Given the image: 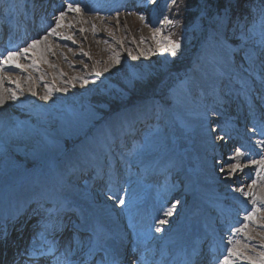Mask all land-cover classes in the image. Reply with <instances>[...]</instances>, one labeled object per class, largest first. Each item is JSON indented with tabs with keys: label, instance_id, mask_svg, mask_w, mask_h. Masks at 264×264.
<instances>
[{
	"label": "rangeland",
	"instance_id": "obj_1",
	"mask_svg": "<svg viewBox=\"0 0 264 264\" xmlns=\"http://www.w3.org/2000/svg\"><path fill=\"white\" fill-rule=\"evenodd\" d=\"M168 3V10L166 11L167 15L170 16V12L171 9L174 7L175 3H173V0H166ZM193 2V0H191ZM203 1V0H202ZM221 0H212V10L211 13L207 14L206 10H207V6L205 7V9L203 10V12L199 15L198 19H196L193 22V10L195 9L193 6H191V4L188 2H186V0H184V4L182 5L184 10L187 12L186 16L189 17L188 19L192 18L190 20V23L192 24V26L186 30V38L188 43H193L196 44V53L199 56L197 58V64L193 66V68L188 72L187 76L189 78V80H187L184 84H182L183 82H181V84H179L173 91V98H174V105L173 107L169 110L166 111V117L164 118V123L166 124V126H164V123H160V126L162 127V132L159 130V126L154 128L156 131L154 132V134H150L147 136L146 140L154 138L156 139L160 144V146L163 147V149L166 148V152L167 154H171V155H176V150H178V162L179 164H181L182 166L186 167L188 170V175H190L191 177H195L194 174L197 173L198 168H199V164L197 162L194 163L193 162V158L195 159V156L193 154H191V152L188 150V141L189 139H191L193 132H194V128H197V126L199 125L201 128L202 132H206L209 123H207V120H202L201 124H199L198 122L194 121L192 119H185L184 117H180L181 121L180 122L177 118V116H173L177 114L178 108L176 107V104L179 102V99L184 95L187 99L188 96L191 98V103L194 104H198L199 102L196 100L195 102H193L196 98V96L193 94H190V92L192 91V88L189 87V83H190V75L191 74H195V72H197L198 67L197 65L200 64L201 61V55H202V49H204L205 47V43H206V39L210 38L214 36L215 31V27H214V23L215 26L217 25L216 22L219 20H224L227 19L228 17H230L229 13H224V9L225 6L221 5L220 2ZM233 1L236 0H224V2H228L229 4H231ZM175 2L177 3V0H175ZM183 2V0H182ZM204 2V1H203ZM217 4H219V7L221 8L219 11H221L220 13H215ZM202 5V3H201ZM189 8H191L189 10ZM211 9V8H210ZM170 19L165 20L166 23V33L164 34V40L166 42V38L171 36L172 34L175 33V30L172 29L171 30V26H174L173 23H169ZM211 20V22H210ZM119 23H122L124 25H121V27H119ZM136 22L135 19L129 20L127 23L123 22L122 20L116 21L113 24H115V28L111 27L110 25L106 26V32L105 34L110 35L113 34L114 31H116L118 40H116L117 44L120 46V49L122 51V58L121 63L118 65H114L111 67H104L103 69L101 67V69H97V71L94 69L96 66V63H92L91 58L96 55L98 56L100 51V46L97 43V47L92 46L91 44L88 43L89 37H87V40L84 39L85 35H84V30L81 31V29H83L84 27L82 26H78L76 27V31H78L80 33V35L83 37H81L82 42L84 41V44L86 43L85 47L81 49L82 54L87 53V55H84V61L81 62H74L75 63V67L74 68H80L81 71H83V76H78V75H71V78H67L66 76V82H65V93L68 95V97L70 98V100L74 103V108H70V107H62L61 110L59 112H54L52 113L49 109L48 106L45 105V103L41 102L39 104H41L39 106V104H37V106H35V108L33 109V111L35 112H41L45 115H47L49 118L48 119H53L55 121H57V117L58 116H62V112H71L72 114H77L79 117H81V119L83 118L84 121H87L89 119H91L93 117V119H98L100 118L102 115L101 112L102 111H106L109 106V102H113V101H124L127 99L128 96H130V94L132 92H134V89H139L141 84L143 87L147 84V87H149V82L153 79L154 81H156V78L160 75V74H165L166 71H168L170 69V67H172V65L174 64L175 60L174 57L178 54V53H182L183 51L187 52L188 50L184 49V46L181 44V47L179 49V51L177 52V54L175 56H172L170 54V52L168 51L167 53H161L159 51H154V55H152V58L149 59V61L147 62V64H144V58L141 55V48H139L138 45L133 44L132 46V52L135 56V59L133 60V58L130 60V57H128V53L130 52V49H128L127 44L126 43H121L122 41L120 40V38H123V32L126 29H131L132 25H134ZM208 23H209V27H208ZM212 26H211V24ZM190 24V25H191ZM90 29H97V31H99V27L97 26H91L89 27ZM214 30V32L212 31ZM59 31V30H58ZM60 35H62L59 32ZM240 33V32H239ZM235 34H229V38L234 40L237 36H235ZM182 39L184 40V37L179 38V40ZM62 40V39H59ZM74 40V39H73ZM73 40H62L64 42L67 43H71V44H77L80 46V43L82 44V42H76L73 43ZM121 41V42H119ZM46 46H49L50 44H48V42L46 41ZM167 45V42H166ZM106 44H103V48H105ZM75 48L70 49V51L74 52ZM129 50V51H127ZM79 51V50H78ZM74 52V55L78 52ZM36 53V54H35ZM30 57L25 59V65L28 68H32V70L36 71L37 74L40 77H37L36 79L40 78L42 81L45 82L44 87L47 90L48 85L47 84V80L44 79L42 76L44 74H48L50 76V70L47 71L46 69V58H43L42 55H40V53L38 52H29L28 53ZM185 54V53H182ZM77 55V54H76ZM139 55V56H138ZM129 60V61H128ZM35 61V64H33V62ZM71 61V60H70ZM69 61V62H70ZM134 62H137L138 64V68H132L135 65ZM91 63V64H90ZM21 65L24 66V64L20 63ZM49 64L52 65V63L50 62ZM71 64V63H70ZM177 64H179L177 62ZM73 68V67H72ZM111 68L112 71H111ZM103 71V75L100 74L99 72ZM21 75H29L28 71L25 69L24 66V70L21 71ZM92 74L94 76V79L89 78V75L87 74ZM97 73H99V75H97ZM87 74V75H86ZM86 75V76H85ZM30 80V79H28ZM148 82H144V81ZM31 82L34 81V79L32 78L30 80ZM141 86V87H142ZM142 90H145L144 88H142ZM49 91L55 92L57 94V89H51ZM60 95H64L62 93H60ZM193 96V97H192ZM63 103L62 100L60 99H52V97L50 99H48L47 104H56V103ZM122 104V103H121ZM77 108H80L81 110H75ZM163 108V107H162ZM168 110V109H167ZM179 112V111H178ZM70 113V114H71ZM48 114H53L52 116H49ZM69 114V115H70ZM71 114V115H72ZM180 114V113H179ZM44 115V116H45ZM136 116H138V113L135 114ZM15 119V118H14ZM87 119V120H86ZM87 123V122H86ZM182 123V125L180 124ZM198 123V124H197ZM26 126H30V130L28 131V134H21L19 136L20 131H18L16 133L15 129L13 128V130L11 129L9 131V133L7 134L8 137L5 135V139L8 140V142H10V155H11V159L12 161L9 162V165L13 163H15L14 161L17 160L16 158L18 157H24L26 159H29L30 161H40L42 160L43 157L46 155V152H44L43 154L39 155V152L42 151H46L47 148L51 149L53 148V151L51 152L52 154L58 153L60 151V149L62 148V144L64 143L63 141L67 140L68 138H71L75 132H70L65 134L64 136H60V133L58 134V136H60L59 138H56V135L53 136V134L55 133V131L57 132L58 130H61L60 127H67V124H58L57 126H52L53 130H47L45 135L35 129H32L33 124L31 126V123L25 122ZM90 124V123H89ZM86 124L84 126H81L77 133L82 131V133L79 134V136L77 138H81L80 140H82L85 136V130L87 129L88 125ZM164 126V127H163ZM155 127V126H154ZM179 127L183 128L184 130H180ZM170 128H177L178 133L174 130ZM21 130V129H18ZM13 131V132H11ZM195 133V132H194ZM57 134V133H56ZM76 134V133H75ZM74 134V136H75ZM185 135V136H184ZM5 139L3 140V142H5ZM185 140V142H182L183 140ZM193 140V137H192ZM161 149L160 147L157 148L158 152L161 153L163 155L164 154V150ZM180 149H187L184 152L180 153ZM193 150V149H192ZM42 153V152H41ZM51 154V155H52ZM39 155V156H38ZM214 164L212 165V167L214 168ZM6 165V164H5ZM22 165V164H21ZM220 166V165H219ZM5 169V166H4ZM216 172V171H214ZM219 172V171H218ZM193 174V175H192ZM226 175V174H223ZM180 206H182V204H180ZM180 211V208H175L174 213H173V217L171 222L173 223L174 221V217H176L177 213ZM256 240H258L260 243H264L263 241H261L260 239H258L257 237H254Z\"/></svg>",
	"mask_w": 264,
	"mask_h": 264
},
{
	"label": "bare ground",
	"instance_id": "obj_2",
	"mask_svg": "<svg viewBox=\"0 0 264 264\" xmlns=\"http://www.w3.org/2000/svg\"><path fill=\"white\" fill-rule=\"evenodd\" d=\"M107 3L110 2V0H105ZM260 2L255 3L254 5H249V7L246 9L245 2L246 3H252L251 0H236L233 1L231 4L228 2H224V0H221V5L225 6V9L230 11V12H237V13H254L256 10L260 8V11L258 13H261L264 11V0H260ZM163 7L156 13L155 18L156 19H149L148 15L144 11H133L136 14V16L130 14L127 17H125L122 21L127 23L129 20L135 19L137 23L132 25L131 29H126L123 32V38H120L119 41L122 44L126 43L128 49H130V52L128 53V57H130V60L133 58L135 59V56L132 52V46L133 44H136L141 48V55L144 58V64H147L149 59L152 58V55H154V51H159L161 53H167L168 52V45H166V42L164 40V34L166 33V23L164 18H165V3L162 4ZM221 9V8H220ZM246 9V10H245ZM107 9L106 11H108ZM255 10V11H254ZM142 12V13H141ZM87 16L80 15L82 19L77 18L76 13H68L69 17L65 18L63 20V26L60 27L58 30L61 33H64V35L69 34L70 36L74 37L78 42H82L81 37L78 35L77 32L74 31V27H77L79 21L82 22L83 19L86 20L85 25L90 26V25H95L99 27V31L97 29L89 30L86 28L85 31V37H89L88 43L91 44L94 47H97V43L100 46V53L98 56L94 55L91 58L92 63L95 64V70L97 69H103L104 67H111L114 65H118L121 63V58H122V51L120 49V46L117 44L116 40H118L116 31L113 32V34L107 35L105 34L106 32V26L110 25L113 28H115V25L112 24L113 21L110 19H106L105 17H93V10L92 8H88L86 10ZM98 13H103L101 10L98 11ZM106 13H111L106 12ZM123 15V14H121ZM239 21L236 20V18L232 17V20H219L216 22V27H218V31L221 32V35L223 38L226 37L227 31L229 28L235 27L238 25ZM121 25H124L121 23ZM119 24V27H121ZM109 27V26H108ZM122 28V27H121ZM155 37V38H154ZM49 39L51 40L52 46L50 47L51 51H49V47H45L44 44H42L39 48L38 53L42 55L43 58H46V69L47 71L51 69L50 71V76H48V79L51 81L52 86H54L58 90L59 95L55 93L48 92L45 90L40 82L38 81L35 84L31 83V88H33L32 93L35 92V95H33L31 92H20L15 89L16 84H19L21 88H23L25 85H29L27 82V79L22 80L20 78V75L18 74L19 71L12 70L13 76H11V80L13 85L8 87V89L5 88V85L7 84V80L5 79V76L0 75V80H2V84H0V98L3 99V104L0 105V135L1 134H8L9 131L13 128L15 131L17 129H20L16 127V122L11 119L9 116V112L12 111L13 113L17 114L19 117L30 120L31 124L35 126L34 130H37L41 133L46 132L48 129H53L52 126H57V122L53 121L51 119H48L47 116H44L42 113L39 112H33V110L29 109L30 105L36 103L37 99H42L44 103L47 104L48 100L45 101L43 99L45 94H51L50 97L55 99H60L63 101V103H56L54 104H49V108L55 112H59L62 107H70L74 108V103L70 100L68 95L65 93V82L67 78H71V75H78V76H83V71H81L80 68H74L75 63L74 62H81L84 61V55L81 53V49L85 47L86 43L84 44V41L82 44L80 43L79 48H75L78 50H75L74 52L78 51L75 55L74 52L70 51V46L63 41L60 42L57 37L55 36H49ZM143 40V42H141ZM103 44H106L105 48H103ZM84 46V47H81ZM86 48V47H85ZM216 49L218 52L223 51L222 47H217L212 45L211 41H206L204 49H202V57H203V62L202 65L198 67L199 72H198V79H193L194 83L201 87H207L206 84V77L208 76L211 77L210 79H216V76L214 75L216 72H214V69H217V71H222V73L225 75L224 68L220 66L221 61L223 58L219 56L216 52ZM129 51V50H127ZM139 56V55H138ZM119 58V63H116V59ZM23 57H21L19 60L21 61ZM71 60V61H70ZM70 61V62H69ZM129 61V60H128ZM52 63L49 64V63ZM71 63V64H70ZM226 63V62H223ZM91 64V63H90ZM135 65L132 68H138L137 62H134ZM73 67V68H72ZM77 67V66H75ZM101 67V68H99ZM60 68V69H59ZM97 68V69H96ZM113 68H111L112 71ZM30 72L33 74V76H37V73L33 70H30ZM100 74L103 75V71L99 72ZM89 78L94 79V76L92 74H89ZM86 74V75H87ZM201 74L205 75V78H201ZM85 75V76H86ZM10 76V75H9ZM67 76V78H66ZM104 76V75H103ZM164 76V75H160ZM16 78V81L14 78ZM218 82L217 80H215ZM15 93V98L13 99L12 94ZM60 93L64 95H60ZM192 93H194L192 91ZM182 102L179 105H185V106H190L189 102L186 101V99L182 98ZM21 100H24L23 103ZM26 102L31 103L30 105L27 104ZM184 106V107H185ZM75 110H81L80 108H77ZM71 112H62V116H58L61 119V122L59 123H64L67 124V127H60L61 130H58L56 135L60 133V136H64L67 133L70 132H77L78 129L81 126H84L86 121L81 119L77 114H70ZM70 114V115H69ZM115 122V120H114ZM113 122V125H115ZM200 121H198L199 123ZM19 123V122H17ZM197 123V124H198ZM21 124V123H20ZM13 132V131H11ZM17 133V132H16ZM19 133V132H18ZM131 133V132H130ZM28 134L27 129H21L20 134ZM44 135L46 133H43ZM11 137V136H9ZM59 137V136H58ZM199 143H196V146H199ZM90 146V145H89ZM88 146V147H89ZM42 152V150L39 152V154ZM50 152V151H48ZM227 154L230 153V150L226 152ZM89 157L93 159L95 157V151L94 149H90L89 151ZM200 159H203V162H200V171L201 170H207L209 165L205 161L204 156H200ZM229 160V159H228ZM229 161H234L236 163H239V157L236 156V154L229 160ZM241 166V165H240ZM221 169L223 171H228L231 170L230 167H225L222 166ZM4 177H9L8 175H4ZM13 178V177H12ZM202 183V182H201ZM256 199L260 202V205L262 201L264 200V196L262 193L256 196Z\"/></svg>",
	"mask_w": 264,
	"mask_h": 264
},
{
	"label": "snow or ice",
	"instance_id": "obj_3",
	"mask_svg": "<svg viewBox=\"0 0 264 264\" xmlns=\"http://www.w3.org/2000/svg\"><path fill=\"white\" fill-rule=\"evenodd\" d=\"M152 2L155 3V0H152ZM173 3H175V0H173ZM68 12L81 13L82 9L79 6H74V4L72 2H68L66 5V10L62 9L59 12L58 16H54V19L56 21L55 28H52L44 36L38 37V38L32 40L31 43L27 44V46L22 48V49H18L16 51H8L6 53V55H4L2 59H0V73L5 71V65L15 67V68L23 71L24 66L21 65L20 63H18V60L22 56L25 59L28 58L27 54L29 52L38 51L40 46L47 41L48 36H55V37L62 39V40H73V38L71 36L60 35L59 33L56 32V28H60L63 26L62 22L65 19ZM168 22L170 24L172 23V21H170V20ZM81 31H83V29H81ZM141 42H143V40ZM166 42L168 45V51L170 52V54L172 56H175L181 47L180 41L174 40L171 38V36H169L166 38ZM73 43H75L74 40H73ZM48 50L51 51L50 48ZM83 55H87V53H84ZM259 59H260L262 67H264V51H262ZM253 62H255V61H253ZM116 63L117 64L119 63V58L116 59ZM33 64H35V61L33 62ZM97 75H99V73H97ZM29 79H31V77H29ZM0 84H2V80H0ZM32 94L35 95V92H33ZM50 95H51L50 93L45 95L43 97V99L45 101H47L48 99H50ZM12 97H13V99L15 98V93L12 94ZM2 104H3V99L0 98V105H2ZM262 134H264V132H262ZM259 143L262 146V150H264V141H261ZM236 156L242 157V156H244V153L241 152L239 149H237ZM253 163L258 164L260 169L264 170V156H262L259 161L253 160ZM231 170L233 173H235L236 171L242 170V169L240 168L239 164L234 163L231 165ZM255 183H256V181H253V184H255ZM236 190L237 189H233V191H236ZM239 191L242 193V195L245 198H247L249 196H254V193L244 192V190L242 188L239 189ZM252 203H253V207L248 211V214L245 215V217H244V221H245L244 227L242 229H236L237 232H246V230L249 228L250 223H255L256 220L258 219L257 214L261 211H264V209H262L261 207L256 206V200L255 199H253ZM117 204L119 206H123L125 204V200L122 198H118ZM174 210H175L174 208H169L165 212V216L171 217L174 213ZM159 223H160V225H166L168 223V220L161 219L159 221ZM162 230L163 229L161 227L156 228V232H161ZM248 238H249V240L252 239V237H250V236ZM229 243L233 244V247L227 249V255L224 257L222 264H233L232 257H236L237 259L246 260V261H248V264H264V243H261L259 245L261 251L255 256L245 254L246 250L249 247L248 244L243 245L245 252H242L240 250V248L238 247L241 244L240 241L237 240V241H235V243H233V241L229 240ZM93 252H104L105 253V255L102 256L99 261H94V264H115V261H109L108 260L107 250L105 249V247L103 245L98 244L96 249H89V254H93ZM64 264H72V262L70 260L66 259ZM145 264H146V262H145Z\"/></svg>",
	"mask_w": 264,
	"mask_h": 264
},
{
	"label": "trees",
	"instance_id": "obj_4",
	"mask_svg": "<svg viewBox=\"0 0 264 264\" xmlns=\"http://www.w3.org/2000/svg\"><path fill=\"white\" fill-rule=\"evenodd\" d=\"M189 1V0H186V2Z\"/></svg>",
	"mask_w": 264,
	"mask_h": 264
}]
</instances>
